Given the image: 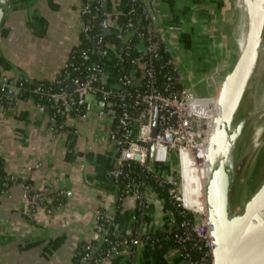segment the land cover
Masks as SVG:
<instances>
[{"label": "crops", "instance_id": "obj_1", "mask_svg": "<svg viewBox=\"0 0 264 264\" xmlns=\"http://www.w3.org/2000/svg\"><path fill=\"white\" fill-rule=\"evenodd\" d=\"M5 1L13 9L4 10L0 24V72L14 79L52 81L78 44L84 21L79 0ZM148 1L157 7L156 20L163 41L174 52L173 63L180 66L181 85L197 97H216L219 85L214 74L230 62L237 45L235 0ZM127 2L104 0L111 32L119 29ZM115 57L114 48L108 47L103 67L110 85L117 84ZM13 99L0 105V155L10 176L0 195V264H76L85 242L101 243L95 221L98 209L104 211L107 227L113 224L121 236L169 230L172 217L154 195L141 211L131 198L117 207L118 191L109 179L116 164L111 123L98 117L100 105L92 98V110L84 118L67 116L69 129L59 135L50 132L45 110L31 100L14 106ZM157 170L170 176L169 165ZM25 185L59 193L62 204L50 214L43 208L29 209L22 197ZM101 264H181V256L176 249L161 253L142 243Z\"/></svg>", "mask_w": 264, "mask_h": 264}, {"label": "built area", "instance_id": "obj_2", "mask_svg": "<svg viewBox=\"0 0 264 264\" xmlns=\"http://www.w3.org/2000/svg\"><path fill=\"white\" fill-rule=\"evenodd\" d=\"M138 0H128L134 4ZM147 6L142 8V14L146 21L143 26L144 35L140 36L137 45L141 56L144 58L143 72L145 83L130 90L114 91V86H128L129 79L126 76L116 75V85L107 82L104 67L93 66L88 69L87 77L82 80L78 78L66 79L65 87L59 92L46 93L47 101L59 104V108L66 113L67 108L79 111V107L84 108L83 114L79 118H84L93 107L89 98H92L97 106L99 118H107L111 123L109 139L116 152V164L109 171V179L115 186L122 173V169H129L132 165L137 166L140 171L145 172L156 182L157 186H162L163 182L172 185L168 190L170 198L177 203V206L190 213L192 220L184 219L180 223V233L175 235L177 243L176 250L181 256V264H214L213 259V239L210 222L204 211H193L183 205L181 197L180 179V157L183 153H190L202 145V140L210 132V121L213 118L216 107V97H197L189 89L181 85L177 67L172 59L162 64L159 63L160 39L156 30L152 15L158 14L156 5L146 0ZM94 10L103 9V0H95ZM134 12L132 6L128 14ZM80 17L84 20L80 28V33L87 34L95 27L98 33L93 37L97 55L100 61L104 57L102 26L103 21L96 23L99 19L92 14L87 5L81 4L79 7ZM83 17H88L84 19ZM151 18V21L148 20ZM88 21V22H86ZM93 23V24H92ZM133 22L128 20L126 30L130 33ZM142 44V48L139 45ZM168 50V48H167ZM129 57V54H125ZM84 59L87 55L84 54ZM136 60H131L134 64ZM116 68V64H115ZM157 68L159 70L157 71ZM116 74V69H115ZM157 75L163 80L162 87L157 85ZM55 79V78H54ZM179 83L180 88L176 85ZM70 85L74 86L73 91H69ZM8 90H16L18 96L12 101L14 106L20 102V96L26 92L20 81L0 72V101L6 98ZM41 86H36L27 91L29 98L41 94ZM212 100V101H211ZM215 100V101H213ZM38 107H40L38 105ZM157 110L158 122L155 136H152L154 113ZM49 130L54 135H59L58 129L54 128L53 120L49 117ZM77 119V118H75ZM152 150V164L149 165L150 147ZM176 164V176H165L160 170V166ZM126 182L122 190L118 193V201L131 198L139 211L145 209L149 203V196L157 197L155 188L145 180L124 176ZM178 178V179H177ZM4 180L10 181V176L5 174ZM178 180V182H176ZM4 191H0L2 195ZM60 196V194H57ZM22 197L27 201L31 210L43 208L48 214L52 209L48 206L51 197L43 191L32 190L28 185L23 187ZM171 215L170 212H166ZM172 217V215H171ZM96 232L100 236V241L112 247L113 250H125L132 252L137 245L147 244L151 239L149 233L139 234L137 231L127 236L118 234L116 227L111 224L106 225V215L102 210L95 212ZM174 221L172 218L171 226ZM103 231L106 236H103ZM94 244L87 241L82 245L84 253L81 263L87 261L94 251ZM110 257L108 251L104 256L93 259L92 264H101L104 259Z\"/></svg>", "mask_w": 264, "mask_h": 264}, {"label": "water", "instance_id": "obj_3", "mask_svg": "<svg viewBox=\"0 0 264 264\" xmlns=\"http://www.w3.org/2000/svg\"><path fill=\"white\" fill-rule=\"evenodd\" d=\"M251 3L248 28L250 31L248 32L245 53L231 89L230 73L235 64L238 44L230 62L219 66L216 74H214L217 79L215 83L219 85V90L216 96L215 113L209 124L211 134L205 147L206 176L203 183L205 212L212 230L214 264H264V243L246 251L248 245L255 241L264 228V221H259L257 215L260 209H264V189L247 202L242 214L232 215L234 206L237 204V190L239 189V178L235 174L237 172L233 169V165L238 161L239 156L243 155L238 152L244 148L243 133L250 126L244 120L249 115L239 114V109L242 106L246 89L250 86L255 65H258V49L262 43L263 30L259 0H252ZM12 9L11 4L5 0H0V24L4 17V10L11 11ZM103 12L102 36L106 37L111 33V30L106 19L105 4ZM152 20L158 34L163 37L162 30L153 15ZM168 52L174 56V52L170 48H168ZM191 57L193 69L197 71V60L194 52ZM179 67L178 64L177 69ZM222 73L224 77H222ZM73 90L74 86L70 85L69 91ZM190 91L193 92V90ZM17 96L16 90H8L6 93V99L9 101ZM100 106L103 104L101 103ZM42 109L44 110V108ZM67 111H71V108L68 107ZM157 122L158 113L155 110L152 136L156 134ZM258 145L259 142L255 143L253 148L256 149ZM152 150L153 145L150 147L149 165L152 164ZM245 168L246 166H244ZM232 186L233 193L231 195L230 187ZM139 246L140 244L135 249ZM113 253H117V250H113Z\"/></svg>", "mask_w": 264, "mask_h": 264}, {"label": "trees", "instance_id": "obj_4", "mask_svg": "<svg viewBox=\"0 0 264 264\" xmlns=\"http://www.w3.org/2000/svg\"><path fill=\"white\" fill-rule=\"evenodd\" d=\"M81 4L87 5L91 10L92 14L96 15L99 19L96 23L104 20V12L94 10L95 0H80ZM104 4V0H103ZM134 7V12L132 14H128V11L131 7ZM147 6L146 0H138L134 4L131 2H127L124 8L123 21L117 31L111 32L106 37H103V46L102 48L105 50L104 57L106 54V50L108 47L114 48L116 57V75L118 76H126L130 84L128 86H114V91L121 90H130L138 86H143L145 83V77L143 72V62L144 58L141 56L139 50L137 49V45L140 42V36L144 35L143 26L145 24V20L142 14V8ZM157 8V7H156ZM157 16V14H154ZM87 19L88 17H83ZM128 20L133 22V26L130 29V33L126 30L125 26ZM151 21V18L148 19ZM93 24V23H92ZM98 33V28L95 27L91 32L84 34L80 33L78 38V44L74 46L69 54L68 61L64 68H62L59 73L56 75L55 79L52 81H37V80H27V79H16L20 81L24 86L26 92L20 96V100L28 101L31 100L33 103L39 105L41 108H44L45 112H47L48 116L53 120L54 128L58 129L59 132H66L69 128L65 125L66 117L79 118L83 112L84 108L79 107V111H75L74 109L71 111H67L66 113L63 109L59 108L58 103L49 102L46 98V93H56L59 92L62 87H65L66 79L68 78H78L84 80L88 75V69L100 65L103 66V59L100 61L99 56L97 55V47H95L93 37ZM160 51H159V63L162 64L166 61L171 60L170 54L167 50V46L163 41L160 35ZM128 53L129 57H126L125 54ZM84 54L87 55V59H84ZM136 60L134 64H131V60ZM159 68H157V71ZM163 80L157 75V85L162 87ZM41 86L42 93L29 98L27 95V91L33 87ZM177 88H180L181 85L177 83ZM67 89L68 86H67ZM7 102L6 98H2L0 101V105H3ZM6 171L4 169V159L0 155V191H5L6 186L10 181H5ZM135 175L137 178L145 180L151 186L155 188V192L157 194L158 199L162 203L163 211L170 212L173 218V225L169 228V230H155L149 233L151 239L147 242V245L156 248L161 253H166L169 250L176 249L177 243L175 240V235L180 233V223L184 219L192 220L193 216L181 209L177 206L168 194V190L172 188V185L167 182H163L162 186H157L156 182L153 178H150L145 172L140 171L137 166L132 165L129 169L123 168L122 173L118 179L117 184H115V188L118 193L123 188V185L126 182V178L124 176L132 177ZM178 182V180L176 181ZM52 199L50 204L48 205L52 210L57 206L62 204V197L58 196L57 193L47 194ZM119 201L117 203V207L119 208ZM185 207L189 208V203H184ZM190 209V208H189ZM109 227V226H108ZM106 236L103 231V236ZM110 252V256H112L113 249L107 244L101 242L99 246L94 244V251L91 256L87 259L86 262L81 263L82 257L84 253L82 252V247L80 249V255L78 257V261L76 264H92L93 259L97 257L104 256L107 252ZM121 251L118 250L117 253Z\"/></svg>", "mask_w": 264, "mask_h": 264}, {"label": "rangeland", "instance_id": "obj_5", "mask_svg": "<svg viewBox=\"0 0 264 264\" xmlns=\"http://www.w3.org/2000/svg\"><path fill=\"white\" fill-rule=\"evenodd\" d=\"M79 3L81 5L80 0ZM235 5L239 17L242 8V1L235 0ZM259 12L262 17L261 22L263 30V41L264 3L263 5H261ZM257 58L258 65H255L252 78L250 80V86L248 89H246V92L244 94V104L242 103V106L239 109V114H244L243 116L249 115L244 120H246V123L250 124V126L249 129L245 133H243L244 148L241 149L240 152H238L239 154L243 155L239 156L240 158L238 159V161L236 159L237 162L233 165V169H235L237 172L235 174L239 178V189L237 190V204L234 206L232 215L242 214L247 202L260 190L264 189V108L260 109V111L258 112L254 111L255 106L264 104V42L261 48V56H258ZM257 142H259V145L256 149H254L253 146ZM244 166H246L245 169ZM169 171L170 176H176L175 162L169 164ZM232 190L233 186L230 187L231 195L233 193Z\"/></svg>", "mask_w": 264, "mask_h": 264}, {"label": "bare ground", "instance_id": "obj_6", "mask_svg": "<svg viewBox=\"0 0 264 264\" xmlns=\"http://www.w3.org/2000/svg\"><path fill=\"white\" fill-rule=\"evenodd\" d=\"M242 8L238 17V33H237V49L235 55V64L231 71L230 77V89L236 79L241 60L245 53L246 42L248 37L249 28V14L251 10L252 0H241ZM264 0H259V9L263 5ZM264 39L258 49L259 56H261V48ZM229 89V90H230ZM212 101V100H211ZM215 101V100H213ZM264 108V104L254 107V111L258 112L260 109ZM211 132L202 140V145L198 149H194L190 153H183L180 157V179H181V199L184 203H189L190 209L193 211H204V190L203 183L206 176V145ZM185 206V205H184ZM258 220L264 221V209H260L257 212ZM255 223V222H254ZM264 243V228L261 234L256 237L255 241L250 243L246 249L254 248L256 245Z\"/></svg>", "mask_w": 264, "mask_h": 264}]
</instances>
